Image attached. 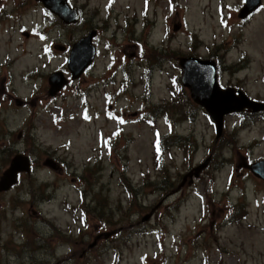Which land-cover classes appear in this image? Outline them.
Here are the masks:
<instances>
[{
    "label": "rangeland",
    "instance_id": "1",
    "mask_svg": "<svg viewBox=\"0 0 264 264\" xmlns=\"http://www.w3.org/2000/svg\"><path fill=\"white\" fill-rule=\"evenodd\" d=\"M260 1L241 18L243 0H69L65 24L0 0V178L17 154L31 169L0 191V264H264V181L246 167L264 160ZM94 28V65L49 96L58 45ZM190 56L257 105L218 133L181 81Z\"/></svg>",
    "mask_w": 264,
    "mask_h": 264
},
{
    "label": "water",
    "instance_id": "2",
    "mask_svg": "<svg viewBox=\"0 0 264 264\" xmlns=\"http://www.w3.org/2000/svg\"><path fill=\"white\" fill-rule=\"evenodd\" d=\"M46 9L58 15L65 24L76 23L79 19L76 8H71L67 0H40ZM245 4L240 9L239 17L245 18L252 13L260 4V0H244ZM95 31H90L86 36L73 44L69 58L68 68L71 72V78L78 77L83 70L92 63L95 56V48L91 43ZM82 58L81 65L78 66L77 56ZM183 70L182 83L189 87L191 99L204 107L209 115L214 119L215 126L219 133L224 114L239 111L245 107H255L256 101L249 99L239 90L221 89L216 80V64L211 59H200L196 57H184L180 60ZM49 81L52 86L49 88V94L54 95L66 83L63 73L58 71L50 75ZM238 95V96H237ZM208 158L193 167L183 176V180L177 186L176 191L183 185L185 179L198 176L202 169L208 163ZM252 174L264 181V160L261 163H254L248 166ZM21 171H30L29 161L22 154H17L11 159L9 167L3 172L0 178V191L11 188L17 181V175ZM145 220V217H142Z\"/></svg>",
    "mask_w": 264,
    "mask_h": 264
},
{
    "label": "flooded vegetation",
    "instance_id": "3",
    "mask_svg": "<svg viewBox=\"0 0 264 264\" xmlns=\"http://www.w3.org/2000/svg\"><path fill=\"white\" fill-rule=\"evenodd\" d=\"M93 30H95V32L97 31H99L98 29L96 30L95 28L93 29ZM92 30V31H93ZM97 32L95 33V35H94V37L97 35ZM88 34V32H86V34H83V37L84 36H86ZM73 45V44H72ZM71 45V46H72ZM71 46L70 45H64V46H58V48H61L62 49V47H64V50H63V52H69L70 51V48H71ZM52 49L54 50V47H52ZM41 51H43V52H47V53H49L51 50H50V45H48V46H46L45 48L43 47L42 49H41ZM60 51H62V50H60ZM69 54V53H68ZM67 54V55H68ZM68 57V56H67ZM94 65V60H93V62L91 63V65H89L88 67H86L85 69H84V71H83V73L81 74V75H83V74H86L87 73V71L92 67ZM68 68V67H67ZM67 68L66 69H63V71H61V72H63V74L65 73V71H66V73H67ZM57 71H59V70H57ZM68 72H69V70H68ZM50 74L51 73H49V72H47L46 73V75H45V78H46V83H47V91H48V95L49 96H57V95H59L61 92H62V87L54 94V95H50L49 94V88H50V83H49V76H50ZM69 78L67 79V83L66 84H68L69 82L70 83H72L74 80H70V72H69ZM7 78H8V75H1L0 74V90L1 89H4V91L7 89L6 88V86H5V83H6V81H7ZM29 80V82H31L32 80H33V77L31 76V77H27V76H25V78L23 77V80ZM73 84V83H72ZM65 86V85H64ZM8 90V89H7ZM18 99H16V102L20 105L21 104V100H18V101H20V102H18L17 101ZM20 174V173H19ZM19 174H18V176H19Z\"/></svg>",
    "mask_w": 264,
    "mask_h": 264
},
{
    "label": "trees",
    "instance_id": "4",
    "mask_svg": "<svg viewBox=\"0 0 264 264\" xmlns=\"http://www.w3.org/2000/svg\"><path fill=\"white\" fill-rule=\"evenodd\" d=\"M192 36H193V38H194V40H195V37H196V36H195V35H192ZM169 137H171V135H169ZM161 138H162V137H161ZM158 148H159V146H158Z\"/></svg>",
    "mask_w": 264,
    "mask_h": 264
}]
</instances>
